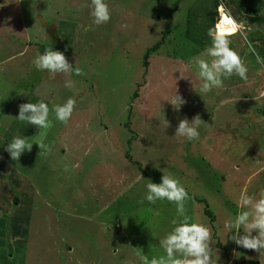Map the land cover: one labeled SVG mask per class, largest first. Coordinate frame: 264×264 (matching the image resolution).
<instances>
[{
    "label": "rangeland",
    "instance_id": "1",
    "mask_svg": "<svg viewBox=\"0 0 264 264\" xmlns=\"http://www.w3.org/2000/svg\"><path fill=\"white\" fill-rule=\"evenodd\" d=\"M175 1L108 0L111 19L97 26L90 0H0V264H140L138 251L164 255L159 239L176 207L148 203L144 173L162 177L163 170L192 197L188 215L211 227L217 264H264V255L237 246L225 227L242 193L264 192V66L233 36L248 80L233 75L201 93L197 60L211 43L220 0H178L169 23ZM223 2L247 22L261 54L264 0ZM168 23L145 67L146 50ZM47 47L85 75L38 71L32 61ZM66 79L75 89L64 87ZM176 90L187 101L179 111L170 103ZM69 97L77 109L67 125L51 111L49 129L15 118L21 103L43 99L52 109ZM197 114L205 122L200 138L175 136L179 121ZM17 135L33 147L13 161L5 149ZM41 139L51 154H41Z\"/></svg>",
    "mask_w": 264,
    "mask_h": 264
},
{
    "label": "clouds",
    "instance_id": "2",
    "mask_svg": "<svg viewBox=\"0 0 264 264\" xmlns=\"http://www.w3.org/2000/svg\"><path fill=\"white\" fill-rule=\"evenodd\" d=\"M90 9L94 25H103L110 21L113 8L108 0H90L86 5ZM218 22L208 29L207 35L211 43L205 49L202 58L197 60L201 93H209L213 89L224 87V81L233 75L241 80H248V66L241 56L239 49L231 47V37L240 35L247 44V52L255 56L256 62L264 66V57L258 54L253 42L248 39L247 33L251 30L246 26V21H238L227 8L223 0L217 5ZM206 56L207 58H203ZM32 64L38 71H47L52 74L70 76L85 75L77 65L69 62L64 52L54 50L53 47L45 48L43 54L37 53ZM180 72V71H179ZM181 74V72H180ZM182 78H185L181 75ZM64 87L75 89V82L71 79L64 81ZM174 110L179 111L187 101L175 91L170 102ZM77 109V100L69 97L62 104H54L52 109L43 99L39 102H27L19 105V114L15 117L20 122H26L39 129H49L53 126L49 119L50 111L55 113V119L67 125L74 111ZM167 126L168 122L166 121ZM205 124L200 115H195L191 121L183 118L179 121L175 136L183 137L188 141L200 138V127ZM35 144L39 146L42 155L51 154L52 148L45 144L43 139ZM33 143L27 137L15 136L6 146V151L13 161H18L21 155L32 150ZM142 178V177H141ZM143 179V178H142ZM145 199L149 204L167 200L176 207V216L170 223L172 228L159 239V248L164 255L149 256L142 252H136L140 264H217L218 251L212 247V229L210 226L194 221L188 215L187 203L192 199L181 183L180 179L172 172L163 170L160 183L147 180ZM240 211L225 222L229 233H233L229 239L237 246L246 250H252L264 255V192L259 197L248 195L246 192L240 196ZM243 229V233H241ZM256 233L253 235V233ZM119 249L117 248L116 251ZM218 258V259H217Z\"/></svg>",
    "mask_w": 264,
    "mask_h": 264
},
{
    "label": "trees",
    "instance_id": "3",
    "mask_svg": "<svg viewBox=\"0 0 264 264\" xmlns=\"http://www.w3.org/2000/svg\"><path fill=\"white\" fill-rule=\"evenodd\" d=\"M177 5H178V0H176L174 3H173V8L171 9V11H169V13H168V19H169V23H170V21H171V17H172V13L174 12V9H176V7H177ZM169 23L165 26V28H164V30H163V33H162V36L154 43V45H152L151 47H149L147 50H146V53L144 54V65H145V67H146V65H147V61H146V59H147V57L149 56V54H151L152 52H155L158 48H159V46L162 44V43H164V41H165V38H166V35H167V33L170 31V25H169ZM262 55H263V57H264V51L261 53ZM260 54V55H261ZM263 118H264V111H263ZM263 125H264V122H263ZM127 156H128V154H127ZM128 159H130V157H127ZM144 173H146L145 175L149 178V179H151L152 180V182H154V183H160V181H161V175H160V173H158V172H154V173H147V172H145L144 171ZM198 201H202V202H205V200L204 199H197ZM205 211V214H207L209 217H210V219L212 220V221H214V214L211 212V211H209L208 209H205L204 210Z\"/></svg>",
    "mask_w": 264,
    "mask_h": 264
},
{
    "label": "crops",
    "instance_id": "4",
    "mask_svg": "<svg viewBox=\"0 0 264 264\" xmlns=\"http://www.w3.org/2000/svg\"><path fill=\"white\" fill-rule=\"evenodd\" d=\"M11 228H12V227H11ZM7 256L9 257L10 255H9V254H7ZM5 260H6V261H9V259H8V258H5ZM3 264H5V262H4Z\"/></svg>",
    "mask_w": 264,
    "mask_h": 264
},
{
    "label": "bare ground",
    "instance_id": "5",
    "mask_svg": "<svg viewBox=\"0 0 264 264\" xmlns=\"http://www.w3.org/2000/svg\"><path fill=\"white\" fill-rule=\"evenodd\" d=\"M218 19H219V16H218V18H217V22H218Z\"/></svg>",
    "mask_w": 264,
    "mask_h": 264
}]
</instances>
